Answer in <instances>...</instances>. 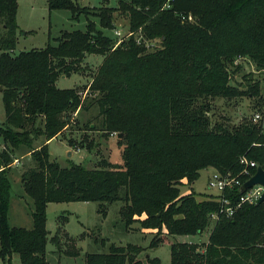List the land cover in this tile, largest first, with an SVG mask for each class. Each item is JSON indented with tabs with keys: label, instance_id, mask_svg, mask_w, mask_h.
Here are the masks:
<instances>
[{
	"label": "trees",
	"instance_id": "trees-1",
	"mask_svg": "<svg viewBox=\"0 0 264 264\" xmlns=\"http://www.w3.org/2000/svg\"><path fill=\"white\" fill-rule=\"evenodd\" d=\"M48 5L50 10H71L73 18L92 12L101 28L88 18L84 31L64 30L55 45L14 54L19 0H0V85L6 113L0 135L7 144L0 152V260L13 264L18 254L23 264H50V202L122 201L127 227L138 222L143 229L157 230L151 247L163 241V234L202 235L214 222L206 243H173L171 264H264V201L243 203L233 215L213 220L221 208L217 195L199 199L195 192L181 190L207 168L239 174L244 156L264 166L260 83L235 85L230 77L243 58L264 71V0H121L119 10L129 15L134 35L119 44L102 29H114L118 8L96 9L76 0H48ZM139 36L150 43L158 40L160 46L152 50L143 40L138 43ZM89 54L102 55L103 61L84 87L94 94L100 129L107 135L123 133L118 142L124 146V163L64 167L52 159L47 142L64 130L76 109L87 105L80 89L61 88L57 81L85 70ZM241 96L257 98L259 120L244 115L233 126L212 121L211 99ZM40 135L46 140L36 148ZM22 145L34 161L22 173L25 191L34 200L32 229L12 226L9 218L7 169L16 159L11 154ZM224 195L239 199L242 193L236 187ZM61 230L51 238L57 246ZM141 251L138 245L113 244L108 253H87L85 263L144 264ZM65 252L80 255L76 248ZM148 262L161 264L158 257L148 256Z\"/></svg>",
	"mask_w": 264,
	"mask_h": 264
},
{
	"label": "rangeland",
	"instance_id": "rangeland-1",
	"mask_svg": "<svg viewBox=\"0 0 264 264\" xmlns=\"http://www.w3.org/2000/svg\"><path fill=\"white\" fill-rule=\"evenodd\" d=\"M81 6L100 8L103 6L116 7L114 13V29L102 28L105 34L119 40L115 30L122 31L125 35L129 29V15L119 10L121 0H76ZM88 18L99 25V17L84 13L73 18V13L68 9L50 10L48 0H19L18 8V32L17 45L14 54L32 49L42 50L48 44H57V38L62 31L86 30ZM160 43L156 40L151 49L158 48ZM1 54V52H0ZM103 61L99 54H89L84 60L85 70L75 72L71 76H60L57 85L61 88L77 87L80 89L83 101L87 108H78L73 112L72 119L64 130L56 137L48 141L49 150L53 160L62 166L81 164L86 168H101L106 162L123 164V145L118 142V134L112 132L105 134L100 129L101 116L96 103L92 102L94 94L89 92L88 85L92 80V73ZM239 71L231 73L232 83L240 85L251 80L259 82L261 94L264 97V71L258 70L255 63L247 58L241 59ZM249 75V78H247ZM264 102V101H263ZM209 114L212 121L227 123L229 126L237 125L244 115L254 117L260 109L256 107L257 98L241 96L236 98L217 97L210 100ZM264 108V103H263ZM261 112V111H260ZM259 112V113H260ZM262 113V112H261ZM6 118L5 103L2 90H0V127ZM264 125V112L261 120ZM46 137L40 135L34 141L33 146L40 148ZM7 146L0 135V152ZM71 152V154H70ZM12 158L17 161L8 166V174L11 180V203L10 224L12 226L33 228L32 212L35 209L34 200L26 193L22 173L29 167L34 166L30 149L22 145L14 150ZM1 166V160H0ZM12 166V170L10 168ZM213 168L201 171L200 177L192 184L182 186V193L195 192L199 199L217 195L218 191L209 187L210 175ZM122 201L104 203L98 201H70L50 202L46 209V229L49 231L47 242V259L50 264H86L87 253H108L111 245L126 246L128 244L138 245L142 248L138 257L144 264L148 262V256L158 257L161 264H171L172 244L176 242H201L208 241L209 234L214 226L212 221L209 229L196 235H162L163 241L155 247H151L153 239L158 235L157 230H144L138 222L129 227L126 226L121 217L120 210ZM60 245L51 241L59 230ZM80 250L79 256H68L65 251ZM0 264H8L0 260ZM13 264H23L18 254L13 256Z\"/></svg>",
	"mask_w": 264,
	"mask_h": 264
},
{
	"label": "built area",
	"instance_id": "built-area-1",
	"mask_svg": "<svg viewBox=\"0 0 264 264\" xmlns=\"http://www.w3.org/2000/svg\"><path fill=\"white\" fill-rule=\"evenodd\" d=\"M182 17L183 19L186 18L185 15H182ZM188 19L192 21L193 17L189 15ZM115 34L119 36V40L117 43L119 44L123 39H127L134 35V32L129 30L124 35L122 31L115 30ZM142 40L146 42V45L149 48L153 44L142 39V36L137 37L138 43L143 42ZM254 116L255 120H259L261 118L260 113H256ZM16 161L17 159H15V162ZM240 162L243 165V169L239 174H233L230 171L227 173H222L220 171L214 170V172L209 177V187L218 191V197L216 198V200L221 204L220 212L214 213L212 215L213 220L219 219L221 214H225L227 216L233 215L236 209H238L243 203H256L257 199L262 195L264 191V187L255 185L252 188H249L246 192L242 193L239 199H234L232 197L224 195L226 191L232 192L236 187H240L244 183L243 179L245 177L250 178L253 175L252 169L258 166V163L256 161L250 160L245 156L240 159Z\"/></svg>",
	"mask_w": 264,
	"mask_h": 264
},
{
	"label": "water",
	"instance_id": "water-1",
	"mask_svg": "<svg viewBox=\"0 0 264 264\" xmlns=\"http://www.w3.org/2000/svg\"><path fill=\"white\" fill-rule=\"evenodd\" d=\"M3 85H0V90H3ZM118 136H123V133L118 134ZM71 154V152H70ZM255 185H260L264 187V168L261 164H258L255 173L248 178L241 186H240V192L244 193L249 188H252ZM264 201V191L262 195L257 199L256 204H260Z\"/></svg>",
	"mask_w": 264,
	"mask_h": 264
},
{
	"label": "crops",
	"instance_id": "crops-1",
	"mask_svg": "<svg viewBox=\"0 0 264 264\" xmlns=\"http://www.w3.org/2000/svg\"><path fill=\"white\" fill-rule=\"evenodd\" d=\"M0 169H1V166H0ZM144 230H151V229H144ZM154 230H156V229H152V231H154Z\"/></svg>",
	"mask_w": 264,
	"mask_h": 264
}]
</instances>
